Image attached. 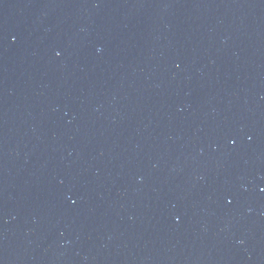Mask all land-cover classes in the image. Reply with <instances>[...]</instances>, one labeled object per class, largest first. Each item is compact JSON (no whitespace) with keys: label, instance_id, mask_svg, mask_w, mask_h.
<instances>
[{"label":"water","instance_id":"water-1","mask_svg":"<svg viewBox=\"0 0 264 264\" xmlns=\"http://www.w3.org/2000/svg\"><path fill=\"white\" fill-rule=\"evenodd\" d=\"M0 264H264V0H0Z\"/></svg>","mask_w":264,"mask_h":264}]
</instances>
